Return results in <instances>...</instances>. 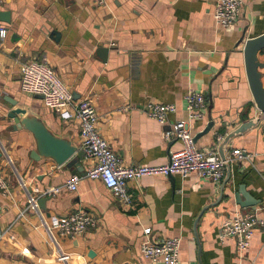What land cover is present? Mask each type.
I'll list each match as a JSON object with an SVG mask.
<instances>
[{
	"label": "crops",
	"instance_id": "crops-1",
	"mask_svg": "<svg viewBox=\"0 0 264 264\" xmlns=\"http://www.w3.org/2000/svg\"><path fill=\"white\" fill-rule=\"evenodd\" d=\"M214 0H0L9 21H0V221L6 231L0 239V264H165L144 258L140 244L179 237L177 264H264V117L232 137L226 154L240 149L244 157L230 161V177L221 200L193 222L203 206L218 198L220 184L195 173L186 177L145 175L129 180L133 202L124 207L99 180L81 178L75 190L43 189L60 186L72 167L51 159L33 160L31 133L14 130L8 116L13 101L35 111L56 134L80 147L79 124L62 119L42 99L24 93L19 69L30 60L50 65L72 91L74 99H88L97 112V128L124 163L160 164L179 142L164 131L176 120L187 122L198 148L216 147L226 132L241 121L239 113L217 118L204 129L211 114L246 110L256 116L243 62L246 39L264 32V0H242L240 14L230 27L213 19ZM108 48L106 58L99 49ZM264 63V48L258 52ZM264 86V67L261 69ZM202 92L201 116L190 118L184 97ZM148 102L172 103L175 110L165 123L142 109ZM84 172L88 161L78 151ZM225 175V168H224ZM244 185L258 203L241 208L232 190ZM28 196L44 198L32 208ZM243 199V197H241ZM78 209L97 217V225L74 237L47 234L52 222ZM236 211L255 212L263 223L255 226L250 247L239 256L233 239L220 240V223ZM145 227H150L146 235ZM57 251L69 255L58 260Z\"/></svg>",
	"mask_w": 264,
	"mask_h": 264
},
{
	"label": "built area",
	"instance_id": "built-area-1",
	"mask_svg": "<svg viewBox=\"0 0 264 264\" xmlns=\"http://www.w3.org/2000/svg\"><path fill=\"white\" fill-rule=\"evenodd\" d=\"M101 2L102 0H97ZM242 0H214L213 19L218 27L233 25L241 10ZM6 28L0 27V38L5 37ZM19 85L22 92L30 95H42L43 104L55 111L62 119L75 118L79 124L81 157L87 160L88 166L83 174H71L62 185L43 189V195H52L65 188L75 190L81 178L101 181L118 199L120 204L128 207L132 204V194L127 182L145 175L170 176L179 174L186 177L192 173L203 179H209L219 185L224 177V160L216 147L200 149L195 142V135L184 120H176L164 131L167 140H175L180 144L172 149L165 163H124L110 148L97 128V112L88 99L75 100L72 91L56 74L55 70L45 62L30 60L21 64L19 69ZM189 117L201 116L205 107V96L202 92L188 91L184 97ZM142 109L146 114L160 123H165L167 115L175 110L172 103L148 102ZM264 117V113L262 114ZM261 116V117H262ZM244 157L240 149H233L226 154V160L234 161ZM0 185L4 184L0 178ZM32 208L37 207V200L28 196ZM263 223L255 212L241 213L236 211L220 223V240L233 239L238 255L243 256L248 248L257 224ZM97 225L95 214L78 209L64 217L55 219L52 224L44 222L49 237L56 242V237H74ZM6 229L0 221V239ZM143 232L148 235L150 227ZM179 237H165L161 241L149 240L148 236L140 244L141 255L154 262L177 264L179 262ZM58 260L67 261L69 255L57 251Z\"/></svg>",
	"mask_w": 264,
	"mask_h": 264
},
{
	"label": "water",
	"instance_id": "water-1",
	"mask_svg": "<svg viewBox=\"0 0 264 264\" xmlns=\"http://www.w3.org/2000/svg\"><path fill=\"white\" fill-rule=\"evenodd\" d=\"M0 21H9V12L0 10ZM264 48V32L250 37L245 40L242 48L244 71L248 86L252 93V98L259 113L254 117H248L246 110H225L224 112L211 114V121L207 124L204 132L210 130L214 123L217 122V118L226 119L233 114L239 113L241 119L240 123L232 130L225 133L222 139L218 142L216 150L222 160H224L225 175L220 184V192L218 198L202 207L196 219L193 222V233L198 246V256L200 254V242L197 232V223L203 212L211 206L216 205L222 197V190L226 185L230 177V162L226 160L225 146L227 142L234 136L245 132L246 130L256 126L264 113V86L262 83L261 69L264 67V63L258 60V52ZM108 48L102 47L99 49L100 55L103 59L106 58ZM35 97L42 98V95H34ZM11 107L8 111V116L13 119L12 128L27 129L34 140V148L30 151L29 156L33 160L51 159L58 166L65 165V167H72L79 174L84 172L81 169V163L79 161V147L72 143L71 139L67 136H61L54 133L44 122V120L33 110L27 106L18 103V101L10 102ZM234 202L241 208L255 206L258 201L250 197L243 184H239L236 190H232ZM243 197V199L241 198ZM44 198H40L37 201L39 207H43L42 201ZM199 264H202L200 259Z\"/></svg>",
	"mask_w": 264,
	"mask_h": 264
}]
</instances>
